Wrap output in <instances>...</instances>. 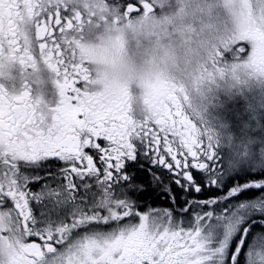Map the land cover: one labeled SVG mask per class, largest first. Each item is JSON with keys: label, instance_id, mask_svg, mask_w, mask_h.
Instances as JSON below:
<instances>
[{"label": "snow or ice", "instance_id": "obj_1", "mask_svg": "<svg viewBox=\"0 0 264 264\" xmlns=\"http://www.w3.org/2000/svg\"><path fill=\"white\" fill-rule=\"evenodd\" d=\"M0 264H264V0H0Z\"/></svg>", "mask_w": 264, "mask_h": 264}]
</instances>
